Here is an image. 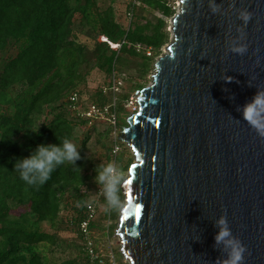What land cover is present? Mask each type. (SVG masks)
Instances as JSON below:
<instances>
[{"label": "water", "instance_id": "obj_1", "mask_svg": "<svg viewBox=\"0 0 264 264\" xmlns=\"http://www.w3.org/2000/svg\"><path fill=\"white\" fill-rule=\"evenodd\" d=\"M178 4L152 83L117 135L135 155L121 253L129 264H225L228 249L215 242L224 217L243 264H264V137L241 112L264 94V0ZM241 29L244 55L229 50Z\"/></svg>", "mask_w": 264, "mask_h": 264}, {"label": "trees", "instance_id": "obj_2", "mask_svg": "<svg viewBox=\"0 0 264 264\" xmlns=\"http://www.w3.org/2000/svg\"><path fill=\"white\" fill-rule=\"evenodd\" d=\"M116 1L0 0V264H88L81 222L88 220L90 231L109 235L114 230L119 211L108 209L99 196L102 217L111 223L105 226L91 199L102 187L95 180L97 169L114 163L126 171L133 157L113 136L111 125L100 130L99 120L84 113L111 103L113 72L124 76L117 96L125 110L132 94L124 92L125 85L136 92L146 87L155 60L169 43L166 21L175 14V0H127L122 23ZM154 12L160 17L149 19L147 14ZM93 73L100 80L91 90ZM92 138L97 153L90 150ZM64 139L80 152L75 166L66 162L38 188L19 178L17 159L37 145ZM114 145L120 147L116 153ZM56 250H69L71 257L52 260Z\"/></svg>", "mask_w": 264, "mask_h": 264}, {"label": "clouds", "instance_id": "obj_3", "mask_svg": "<svg viewBox=\"0 0 264 264\" xmlns=\"http://www.w3.org/2000/svg\"><path fill=\"white\" fill-rule=\"evenodd\" d=\"M210 7L214 13L218 10V6L214 4ZM250 16L251 14L245 10H240L238 14V18L245 24ZM239 31L241 35L230 42L229 50L234 54L244 55L247 52V45L243 43L242 29ZM241 112L248 125L259 136L264 137V94L255 96L242 108ZM80 159V152L76 146L69 139H64L62 143L56 145H37L27 157L15 161L14 169L19 174V178L28 186L38 188L47 183L58 167L66 162L75 166ZM95 180L98 185L102 186L106 207L118 212L123 205L122 190L130 183L126 180L124 170L121 167L117 168L114 163L103 165L97 169ZM218 224L222 227L215 237V242L217 244L224 242L228 249L225 264H243L245 247L239 239L231 236L224 217L220 218Z\"/></svg>", "mask_w": 264, "mask_h": 264}, {"label": "rangeland", "instance_id": "obj_4", "mask_svg": "<svg viewBox=\"0 0 264 264\" xmlns=\"http://www.w3.org/2000/svg\"><path fill=\"white\" fill-rule=\"evenodd\" d=\"M126 2H127V0H117L116 3H115V8H116V11H117V17L122 23H124L123 11L125 9V3ZM173 4H174L173 8H174L175 13H176L178 11V5H179L178 4V0H175ZM147 17L149 19L153 20L155 17H160V14L157 13V12H154V13L147 14ZM166 22H167L166 30H167V32L169 34V42H170L171 38H172V31H171L172 18L167 19ZM165 47H166V45L162 49V54L165 52ZM153 73H154V67H153V70H152L151 74L147 77L146 86H148L150 83H152L151 76H152ZM99 80H100V77L97 75V73H93L90 76V89L91 90H93L95 85H97L99 83ZM128 89L132 93L131 96H133V97L136 96L137 92L132 90L131 84L125 85V89H123V90L125 92ZM116 97H118V100H117L118 107H117V110H116L117 126H115L114 128L120 132L122 128H119L120 127L119 125H121V123L123 121H126V118L131 114V110H130L129 104L128 105L125 104L124 105V109L125 110H123L122 109V104H121V98L119 97V95L116 96ZM96 121H98V120H96ZM106 126H107V122H105L104 119L103 120H99V123L97 124V127L100 130L103 129L104 127H106ZM118 133H117V135H118ZM93 139L94 138L91 139V144L89 145V147H90L91 152H96L97 153L98 152V147L95 146L94 143L92 142ZM124 148L128 149L130 155L133 157V162H132V164H133L135 162L134 152L125 143H124ZM129 169H130V167H129ZM129 169L124 171L126 179H128V177H129ZM102 192H103L102 187H98L97 190H95L94 193L92 194L91 199L94 200L96 202V206H98L97 217H101V219H100L101 222L103 221L104 225L107 226V225H110L111 223L108 222L107 220L103 219L102 211L104 210V205H103V203H99V200H100L99 196H102L101 195ZM122 192H123V206H124L125 202H126V193H125L124 190H122ZM121 209L119 210L117 219L114 222L115 226H114V230H113L112 233L107 235V231L106 230L103 231V230L93 229L91 231V234H90V235H92V239L91 240H92V243L94 244V248L96 250V253L101 257L103 262L104 263L106 262L107 264H116V263H114V262H116V260L114 258V255H115L116 258L120 257V260H121V262L123 264H129L128 260L125 259L123 257V255H122V253H121V240H120V237L118 235H116V229L118 227L119 214H120ZM71 253L72 252H70L69 250H65V251L56 250L55 252H53V253L51 252L50 253V257L52 258V260L59 261V260L64 259L66 257H71V255H70Z\"/></svg>", "mask_w": 264, "mask_h": 264}, {"label": "built area", "instance_id": "obj_5", "mask_svg": "<svg viewBox=\"0 0 264 264\" xmlns=\"http://www.w3.org/2000/svg\"><path fill=\"white\" fill-rule=\"evenodd\" d=\"M139 50V47H138ZM149 55V52L146 53ZM123 78L124 76L121 74H118L116 72H113L112 78H111V85L110 90L112 92V101L109 105L103 107L102 109H99L95 106H90L87 111L84 113V115L88 118H91V120H103L107 122L108 125H111L113 127V136L117 138V133L119 132L114 127L117 126V119H116V106H117V94L120 93L121 87L123 86ZM76 98L75 94H72L69 98L71 102H74ZM125 104H129L131 113H134L138 110V103H137V94L136 96H129L127 100L124 102ZM112 108V109H111ZM91 121V122H92ZM117 128V127H116ZM119 151V147L117 145H114L113 147V153H116ZM115 165V164H114ZM89 210V218H92V216L95 213V205L88 207ZM80 230L83 235V242L84 246L87 250V253L89 255V262L88 264H95L96 261L103 264V260L101 257L96 253V250L94 248V244L92 243V235L91 231L89 229V221L85 220L81 222L80 224ZM91 240V241H90Z\"/></svg>", "mask_w": 264, "mask_h": 264}, {"label": "bare ground", "instance_id": "obj_6", "mask_svg": "<svg viewBox=\"0 0 264 264\" xmlns=\"http://www.w3.org/2000/svg\"><path fill=\"white\" fill-rule=\"evenodd\" d=\"M178 7H179V5H178Z\"/></svg>", "mask_w": 264, "mask_h": 264}]
</instances>
